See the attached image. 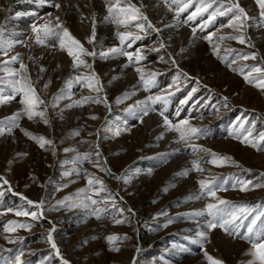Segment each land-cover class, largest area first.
<instances>
[{"label": "rangeland", "instance_id": "rangeland-1", "mask_svg": "<svg viewBox=\"0 0 264 264\" xmlns=\"http://www.w3.org/2000/svg\"><path fill=\"white\" fill-rule=\"evenodd\" d=\"M160 1L170 13L175 14L174 9L178 5L173 0ZM207 2L209 0H205ZM235 3L249 17L242 21L243 28L224 27L232 13L218 15L211 24H205L216 6L224 4L227 7ZM193 5L198 7V0H193ZM251 6V0H214L213 8L198 15L186 27H190L195 35L218 34L216 41H207V46L198 50L197 58H192L186 69L173 63L172 57L165 54V47L156 48L149 61L154 66L153 70H143L145 80L150 79L149 73L155 72V82L145 87L141 81V90L149 96L163 95L167 99L168 105L163 101H150L152 111H157L158 115L163 112L160 114L162 119L167 117L173 124L188 120L189 125L185 128L200 129L199 133L181 141L188 143L190 157L202 169L197 171L193 167L194 172L200 181L204 180L217 192V197L230 205L255 208L254 216L264 208V186H261L264 185V150L258 151L242 140L246 130L253 132L249 139L264 132V90L248 83L240 69L243 68L247 74L253 66L264 67V26L259 23V11ZM140 11L143 12L142 9ZM187 16L179 15L180 22H185ZM254 24L255 27L250 26ZM136 35L144 37L135 40L133 51H128L130 53L149 46V37L158 35V32ZM221 36H242L245 43L233 39L221 41L218 39ZM127 41L123 45L118 44L124 49ZM252 54L256 55L254 60L242 59L243 55ZM148 58L144 57L138 65L146 63ZM165 58L170 59V65L163 63ZM4 60L0 55V62ZM91 60V69L78 74H93L95 59L91 57ZM40 69L27 68V74L39 97L45 101L48 124L44 123L45 118L29 120L26 114L21 115L18 126L8 124V118L18 112L23 113L22 94L0 104V121L4 122L0 125L3 129V134H0V264H15L18 255L22 264H63L64 260L68 264H133V261L135 264H209L205 251L223 264H247L252 259L248 254L250 243L227 234L220 227L215 228V236L208 239L207 245L194 243L197 240L188 236V230L195 226L189 217L196 207L195 200L202 197L207 204L218 203V200L208 196L200 184L191 188L185 180L178 182L173 178L171 166L177 157L166 156L167 147L160 141L148 143L151 139L144 142L147 138L141 140L140 134L122 133L132 130L128 126L136 128L141 123L138 119L132 121L135 115L129 111L127 98L117 106L109 101L116 100L123 92L107 97L104 89L96 92L83 84H74L71 99H61L58 106L53 107V98L64 88L66 80L77 74H67L60 69L49 74ZM259 75L253 73L251 78ZM0 77L7 78V74L0 71ZM0 94L6 96L12 94V90L6 83L0 84ZM84 97H106L110 107L105 103L88 102L78 106L75 118L70 120L67 115L72 107L67 105ZM45 105L39 110H45ZM16 107L19 110L16 111ZM241 122H245L243 128L240 127ZM252 124H255V129H251ZM25 131L43 136L52 143L41 148L25 135ZM260 147L264 149V143ZM210 153L227 156L231 160L217 166L211 163ZM85 155L89 157L87 160L83 159ZM258 157H263L261 162ZM101 168L110 171H102ZM124 177L128 179L122 185ZM89 179L102 180L108 191L100 195L90 191L87 195L98 201L107 199V203L90 208L81 206L91 204L90 200L84 199L82 191L89 187ZM5 180L10 182V186L4 183ZM245 182L249 190L241 191ZM98 188V184L93 185L94 190ZM28 200L34 203L30 205ZM36 203L42 206L38 209ZM96 208L101 210L99 218L92 214ZM17 211L37 212L38 218L17 216ZM76 216L83 218L77 225L72 223ZM204 217L208 221L212 219L207 210ZM117 219L125 222L116 224ZM13 221L28 224L30 228H16L9 232L6 229ZM244 224L247 225L248 220ZM262 226L264 217L257 221L254 231ZM219 231L236 241L234 249L225 248ZM49 233L59 243L61 260L53 252ZM244 234L246 231L242 228L241 235ZM109 235L120 239L109 243ZM114 248L119 251L112 250Z\"/></svg>", "mask_w": 264, "mask_h": 264}, {"label": "bare ground", "instance_id": "bare-ground-1", "mask_svg": "<svg viewBox=\"0 0 264 264\" xmlns=\"http://www.w3.org/2000/svg\"><path fill=\"white\" fill-rule=\"evenodd\" d=\"M251 1L253 2V6L251 7L257 9L260 16L259 6L255 0ZM113 2L114 0H108V3ZM120 2L123 7L127 5L129 0H120ZM130 2L146 13L148 20L151 21L155 28L159 29L158 35H152L155 31L151 29L146 32H139V30L133 26L136 22L130 24L128 28L122 25L118 26L111 22L107 18L109 15L107 12L108 3H106L105 0H0V24L6 23V37L8 39L18 41L8 50V55H4L3 52H0V55L3 56L5 60H10L12 56L19 54L22 62L27 68H44L45 72L49 74L59 71V69L67 74H78L83 70L89 71L91 68L73 69L71 57L67 55L66 51H61L59 49L56 40L49 39L44 45L35 43V33L32 32V25L36 24L40 27L50 23L54 26L57 22L56 18L59 17V22L62 23L76 39L80 40L88 51L97 52V56L93 57L95 59L93 73L100 79L102 89H104L107 97L115 92H123L122 96L116 100L111 99L109 101H111L114 106H117L118 99L123 100L126 93L130 94L127 99L129 100L130 108H132L131 112L135 115L132 121L134 122V120L138 119L141 123L136 128L132 127L133 125L130 127L128 126V128H132V130H124L122 133L127 134L132 132L136 135L140 134L141 140L147 138V141L144 142H148V140L151 139V142L148 143L160 141L161 145L167 147L164 153L166 156L177 157L176 159L174 158L171 166L172 172H174L173 178L178 182L185 180L187 185H190L191 188L198 187L200 179L193 170V158L190 157L191 151L187 148L188 143H182L179 139V134L165 125L164 119L161 118L160 114L158 115L157 111L154 112L152 111L153 109L151 110L150 100H148L150 96L142 92L141 80L139 78L140 73L135 69L140 67L142 70L151 69L152 71L154 66L149 64V61L153 58H151V54L156 48L161 47V44L165 47V54L169 57L171 56L172 60L180 68L186 69V64L192 58H197L198 50L207 46L206 42L209 41L207 39L209 33H205L204 36L193 34L189 29L190 27L187 28L186 25L189 24L190 21L196 19L197 16L193 20H187L186 17V20H184L185 22L181 23L180 20L178 22L177 17H175L177 9H174L175 14L172 12L171 14L167 6H164L160 0H130ZM56 4L60 5L59 9L55 7ZM196 7L197 6L192 3V5L184 12L180 13V15H189ZM260 19L259 23H263L264 26V17L260 16ZM250 26L255 27V24L254 26ZM93 31L95 32V40L93 43H89L88 40L92 36ZM118 31H132L134 34L141 33L142 35H152V37H149V46H142L137 50L141 52V55L145 58L149 57L146 63L138 65L135 61V55H133V61L131 62L128 61L127 57L116 54H110L107 58L100 57V52L107 51L110 48L120 47L118 44L120 41L116 35ZM217 35L218 34L214 35L211 41L215 42ZM160 41L161 43L158 44ZM129 43L132 44L131 47H128ZM134 43L135 41H127L124 50L127 52L133 51ZM156 43L158 44L157 46L155 45ZM135 53L136 52H133V54ZM82 58H88L87 62L91 65L92 60L90 56ZM169 60L165 58L163 63L170 65L171 62ZM175 64H173V66ZM10 65L11 68H15V66H19V63H12ZM107 80L109 83H112V86L107 83ZM144 102L147 103V115L143 114V109L145 108ZM78 108V106H73L72 110L69 111L67 116L70 117V120L75 118ZM15 110L17 111L19 108L16 107ZM121 130H123V128ZM262 159L263 157L259 158L258 161L261 162ZM184 172L188 174L181 175V173ZM207 172L209 171L206 170V173ZM127 179L126 177L123 178L122 185H124ZM8 185L10 186V182ZM202 199L201 197L195 200L196 207L189 215L191 223L195 224V226L192 230H188V236L200 241L199 244L207 245L206 242L211 236H215L216 230L207 227L209 221L205 217L203 218L207 202L202 201ZM196 213L201 214L196 215ZM82 220L83 218L76 216L72 223L77 225ZM53 228L55 229V227ZM200 232L206 233L208 237L207 240L201 241L199 237ZM219 234H221L220 236L222 237V241H224L225 248H228L227 250L234 249L236 241L226 236L224 232L219 231ZM52 240L58 248L59 243H56L54 236H52ZM53 252L56 254L55 249H53ZM59 257L58 260H61V253Z\"/></svg>", "mask_w": 264, "mask_h": 264}, {"label": "snow or ice", "instance_id": "snow-or-ice-1", "mask_svg": "<svg viewBox=\"0 0 264 264\" xmlns=\"http://www.w3.org/2000/svg\"><path fill=\"white\" fill-rule=\"evenodd\" d=\"M106 3H108V0H105ZM257 5L259 6L260 10V16L264 17V0H255ZM173 3L178 5V8L176 10V16L177 20L179 22V15L180 13L184 12L186 9H188L192 3L193 0H173ZM199 6L195 8L194 11H192L188 16L187 20H193L196 16L201 15L204 12H207L209 8H213L214 0H209V2L205 3V0H198ZM55 7L57 9L60 8L59 4H56ZM171 10V9H170ZM108 12V19L119 25L124 26L125 28H128L130 24L134 23V27L139 30V32H146L147 30L151 29L152 31L159 32V29L155 28V26L151 23V21L148 20V17L141 13L140 9L136 7L135 5L131 4L130 0L127 3L126 6H121L120 0H114L113 3H108L107 7ZM229 13H232L233 15L230 17L229 22L224 25V27L233 28V26H236V29H240L244 27V23L242 21H247L249 17L247 16V13L245 10L239 6L238 3L230 4L227 7H225L224 4H219L216 6L213 11L209 13V18L205 21V24H211L216 17L224 16ZM56 23L53 26L52 24H45L43 26L38 27L36 24L32 25V32L35 33V43L44 45L45 42L49 39H54L58 42V47L61 51H66L67 55L71 57L73 64V69H79L81 67L90 69L91 65L82 57H96L97 52L96 51H88L84 45L81 43L80 40L76 39L71 32L63 26L62 23L59 22V17L56 18ZM201 27H204V25H201ZM193 32H195V29H193ZM116 35L119 38L120 44L123 45L126 40L134 42L135 40H139L142 37L140 35L134 34L132 31H124V32H117ZM215 35V33H210L207 37V39L211 42L212 37ZM219 40L223 41L224 39H233L237 40L239 43L243 44L245 43V40L242 36H221L218 38ZM95 40V32L93 31L92 36L89 38L88 42L93 43ZM18 41L8 39L6 37V23L0 24V52H3L4 55H8V50H10L15 43ZM22 43V42H21ZM132 44L129 43L128 47H131ZM161 47L163 48L164 45L161 44ZM218 51V49H217ZM228 51H234L233 49H228ZM110 54H116L120 56L127 57L128 61H133V55H135V61L136 63H139V61L143 60L144 57L140 54L139 51H137L135 54L125 51L122 47H114L110 48L107 51H102L99 53L101 58H107ZM256 55H243L242 59L248 60V59H255ZM19 63V69L8 67V65L12 63ZM235 60H233V63ZM174 63V61H173ZM138 73H140V80L144 83L145 87H147L149 84H152L155 82L156 73H149L150 79L145 80L143 70L140 67H137L135 69ZM0 71H3L7 74V78L0 77V84H7L11 90L12 94L9 95H3L0 94V104L5 103L6 101L12 100L15 98V95L22 94L23 100L22 103L25 105L23 113H16L12 117L8 118V124L12 126H18V120L20 119L21 115L26 114L28 119L31 120L34 117H40L45 118L46 116V105L45 101L42 100L39 95L36 92L35 87L32 84L30 75L27 74V66L22 62L21 57L19 54L14 55L11 57L10 60H4L0 62ZM40 71H45L44 68H41ZM240 73L244 76V79L250 83L254 84L257 88L264 90V67L259 66H253L248 71L247 74H245V70L243 68L240 69ZM253 73L260 74L255 79H252ZM185 76H187L186 73H184ZM74 84H83L84 87L88 88L89 90L100 92L102 91V86L100 85L99 78L93 73L90 76H84L83 74H77L75 76L69 77L66 82L64 88L60 90V93L57 94L53 98V107L58 106V101L61 99H71V89L73 88ZM48 85H45L47 87ZM192 91H195L193 89ZM130 94L126 93L124 96V99L128 98ZM227 100V98H224ZM148 100L155 103L156 101H163L165 104H167V99L163 95L159 96H150L148 97ZM92 102V103H105L107 105V98H99V97H84L82 99L76 100L73 104L67 105V107H73V106H83L85 103ZM118 103L122 102V100L118 99ZM145 103V108L143 109V114H148V108L147 103ZM45 105V110H39L40 106ZM110 107V106H109ZM135 107V106H133ZM129 111H132V108H129ZM163 115V112L160 113ZM97 117H92V119H96ZM4 122L0 121V125H2ZM44 123L48 124L49 121L45 118ZM165 125L179 133V139L181 141H185L189 136L195 135L200 132V129H197L195 127H189L185 128V125H189L188 120H184L180 123L173 124L171 121L165 117L164 119ZM245 122H241L240 127H244ZM251 129H255V124L251 125ZM11 128H9V131ZM0 134H3V129L0 128ZM117 134H119V130H117ZM25 135L29 136L31 139L35 140L41 148L45 147V145L51 144L52 141L46 139L43 136H34L31 133L25 131ZM253 136V132L251 130H246V135L243 136L242 142L249 144L251 147L256 148L258 151L264 150L260 147L261 143H264V132H260L258 137L249 139ZM195 147V146H194ZM202 151L210 152L208 149H202ZM212 160L211 163L217 166H223L226 161H230L231 158L227 156H218L216 153H210ZM89 157L85 155L83 159L87 160ZM234 163V162H233ZM99 166V165H97ZM239 166V165H236ZM193 167L197 171H202V169L199 168V165L193 161ZM102 171H110L107 169L101 168ZM187 172L181 173V175H187ZM119 179V177H117ZM5 184L8 182L5 180ZM98 184V189H93V185ZM200 187L203 190H206L207 195L210 197H213L218 200V203H208L206 206V210L208 214L212 217V219L208 222L207 227L209 229H215L217 227L222 228L227 234L237 236L241 239L247 240L251 248L249 250V255L252 257L251 260L247 262V264H264V226H262L260 229L254 231L256 229L257 221L261 219V217H264V208H260L258 212H256V215L252 216V213L256 210L252 207L247 206H234L230 205L228 201L224 199H220L217 197V192L213 190V188L206 183L204 180L199 181ZM89 187L87 189L82 190L85 193L84 199L90 200L91 204H82L81 206L85 208H90L92 205H97L99 203H107V199H103L101 201L92 199L90 196L87 195L88 192H93L94 195H100L103 192L108 191L104 182L102 180H94L89 179L88 180ZM264 186V185H261ZM241 191H247L249 190L248 183H243L242 187L240 188ZM164 191H167L165 188ZM2 195V193H0ZM109 197L111 196V193H108ZM28 204H33L34 202L31 200L27 201ZM61 203H64L63 201ZM42 205L40 203H36L35 207L40 208ZM225 206V207H221ZM101 210L99 208L93 209L92 214L96 215L97 218H99V212ZM118 211L122 212V209H119ZM131 211V209H129ZM17 216H31L33 220L38 218L37 212H27V211H17L15 213ZM201 213H196V215H200ZM249 216H252V218L249 220ZM248 220V224L245 225L244 221ZM239 221V222H238ZM125 221L121 219H117L115 221L116 224H123ZM16 228H30V225L28 224H17L15 221L10 222L7 231L14 232ZM244 228L246 231V234L241 235V229ZM199 237L201 238V241L207 240V235L205 232H200ZM125 239L127 237H124ZM120 239V237L115 235H109L107 237V240L109 243L115 242L116 240ZM49 242H51V247L55 249L56 255H60V250L57 248L55 242L52 240L51 233H49L48 236ZM11 242V241H10ZM194 243H198L200 241H193ZM203 246V245H201ZM114 251H119L118 248L112 249ZM204 255L209 262V264H223L222 261L213 258L210 254L207 253V251L204 252ZM61 259H63L61 257ZM15 264H22L21 258L18 255L15 258ZM63 264H68V261L64 260ZM133 264H135V261H133Z\"/></svg>", "mask_w": 264, "mask_h": 264}]
</instances>
